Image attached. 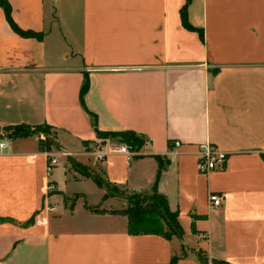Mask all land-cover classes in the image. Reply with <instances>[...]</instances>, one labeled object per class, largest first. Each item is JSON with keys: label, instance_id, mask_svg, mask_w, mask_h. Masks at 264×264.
Masks as SVG:
<instances>
[{"label": "crops", "instance_id": "1", "mask_svg": "<svg viewBox=\"0 0 264 264\" xmlns=\"http://www.w3.org/2000/svg\"><path fill=\"white\" fill-rule=\"evenodd\" d=\"M7 2L15 25L43 39L17 36L0 8V129L57 131L63 178L47 175L43 135L0 139V264H202L199 253L264 264V0ZM95 130L143 145L130 161L113 152L98 162L94 141L117 143ZM204 144L227 155L223 169L197 172ZM70 158L131 192L155 184L181 237L129 235L112 213L125 203L103 201L86 177L69 181ZM50 183L61 193L49 197Z\"/></svg>", "mask_w": 264, "mask_h": 264}, {"label": "trees", "instance_id": "2", "mask_svg": "<svg viewBox=\"0 0 264 264\" xmlns=\"http://www.w3.org/2000/svg\"><path fill=\"white\" fill-rule=\"evenodd\" d=\"M0 8L2 9L6 21L11 30L19 37L24 39H35L42 41L43 34L31 30H22L15 25L11 19V10L7 0H0ZM183 20L185 16V9L181 12ZM184 23V21H183ZM184 25L190 29L185 23ZM88 82L85 79L81 90L79 99L82 103V97L87 91ZM49 127L46 125L28 126L15 125L7 126L2 130L5 132V137L14 140L26 138L29 136L44 135V141H40V148L45 151H50L53 143L48 140L46 130ZM96 136L99 139H109L117 144H125L137 152L143 145V140L133 132L122 133H100L95 130ZM79 172L86 178L90 179L99 189L104 191L103 201L108 198L123 199L126 204L120 211H114L113 214L122 215L127 219V231L132 236L154 235L170 240L171 238H180L182 235L179 226L177 215L169 210L167 199L159 194L154 184L149 193H132L129 197H123L118 193V186L111 184L107 179L95 175L94 172H88L87 168L79 167ZM160 171L157 173V178ZM199 260L202 264H225L220 261L209 260L203 255L198 254ZM170 264H175L172 260Z\"/></svg>", "mask_w": 264, "mask_h": 264}, {"label": "built area", "instance_id": "3", "mask_svg": "<svg viewBox=\"0 0 264 264\" xmlns=\"http://www.w3.org/2000/svg\"><path fill=\"white\" fill-rule=\"evenodd\" d=\"M179 143H175V147H178ZM5 146L0 143V150ZM103 142L101 140L94 141L93 157L96 161L101 162L105 159L109 153H120L126 156L127 160L130 161L136 154L132 147L125 144H117L113 149L104 151ZM65 156V154H62ZM47 164L46 171L47 175H50L52 169L58 165L56 156L52 153H47L45 155ZM227 161V155L222 153L209 144L200 145L198 148L196 169L201 175H208L211 172L223 169ZM208 203L211 208L218 209L222 206V198L216 194H210L208 196Z\"/></svg>", "mask_w": 264, "mask_h": 264}, {"label": "rangeland", "instance_id": "4", "mask_svg": "<svg viewBox=\"0 0 264 264\" xmlns=\"http://www.w3.org/2000/svg\"><path fill=\"white\" fill-rule=\"evenodd\" d=\"M47 42V50L48 51H52V50H54V47H56L55 46V43L57 42V36H55V34L53 33V35L50 37V38H48V40L46 41ZM69 60H70V58H68ZM59 60H60V57H59ZM46 133H47V137H48V140L50 141V142H52L53 143V146L50 148V151H48L49 153H52V154H55L56 153V151H58L59 149V147H58V135H59V133L57 132V131H55V130H53V129H51V128H48L47 130H46ZM3 136H5V132H3V130L2 129H0V139H2V137ZM43 137H44V139H45V136L43 135ZM44 141V140H43ZM71 159V158H70ZM65 168H66V171H67V173L69 174L68 175V179H69V181H76V180H81L82 181V179H83V175L79 172V170H78V166L79 167H84V168H87L88 169V172H93V171H95L94 169H92V168H88V166H86L85 164H83V163H81V162H79V161H77V160H74V159H71L69 162H68V160H67V163H65ZM93 170V171H92ZM63 172H62V168H61V166L60 165H57L56 167H54L53 169H52V171H51V178H56V176L58 175V181L59 180H62V176H63V174H62ZM95 173V175H99V176H101L99 173H96V172H94ZM83 176V177H82ZM59 184V183H58ZM118 189V193L119 194H121L123 197H129L132 193H135V192H131V191H129V190H127L125 187H118L117 188ZM83 190H85V192L89 195V196H91V194H92V191H91V189L90 188H88V187H83ZM61 192L60 191H58L57 190V187L53 184V183H50L49 184V193H48V196L49 197H51V196H53V195H57V194H60ZM65 199H69V200H71V202H77L78 201V199H79V197L77 196V195H68L67 197H65ZM89 200L91 201L92 200V198H90L89 197ZM94 200V199H93ZM121 203H125L126 204V202L123 200V199H119V204H121ZM80 202H77L76 203V208H79V206H80ZM104 206V205H103ZM105 207V206H104ZM99 210V209H98ZM212 260H209V262H211Z\"/></svg>", "mask_w": 264, "mask_h": 264}]
</instances>
